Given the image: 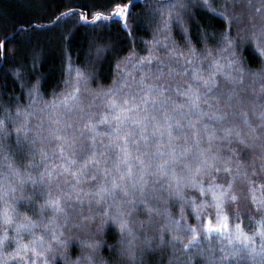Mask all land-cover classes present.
Instances as JSON below:
<instances>
[{"label": "clouds", "instance_id": "1", "mask_svg": "<svg viewBox=\"0 0 264 264\" xmlns=\"http://www.w3.org/2000/svg\"><path fill=\"white\" fill-rule=\"evenodd\" d=\"M211 3L183 0L189 13L194 8H209L206 5ZM167 19L168 11L160 22ZM201 31H205L203 27ZM211 35L218 37L216 43L210 47L205 35L199 50L186 39L184 57L188 59L190 49L195 48L198 54L192 60L198 58L208 65L209 74L223 73L225 79L219 84L228 94L233 89L227 74L238 65L243 47H251L264 69V0L234 34L213 31ZM107 44L97 54L99 42H94L89 63L79 69L82 75L78 77L77 70L69 72L60 92L46 96L37 78L28 85L26 102L0 108V264H264V206L257 209L259 220L249 210L251 240L247 243L236 239L234 231L209 232L205 228L209 219L215 223L218 213H223L234 229L251 186H264V117L259 113L253 114L256 123L249 127L250 137L234 143L239 138L234 131L227 135L229 127L225 126L215 142L201 146L202 138L185 139V126L179 128V139H170L165 116H172L171 110L154 109L143 133L147 141L141 138L140 127L138 131L132 128L144 163L134 159L131 174L123 165L122 180L113 168L119 187L112 189L111 179L109 191L102 197L92 191L76 196L62 176L48 175L51 167L45 154L54 150L58 137L71 135L92 117L99 120L101 114L114 112L109 96L122 102L128 95L130 86L118 85L116 77L111 85L100 82L99 63L109 54L115 55L112 44ZM217 60L221 69L214 63ZM256 76L253 72L252 77ZM249 79L244 74L240 82L250 93L264 95V71L255 84L247 83ZM34 85L37 91H33ZM77 88L73 98L71 92ZM66 94L69 98L64 100ZM157 125L162 127L154 132ZM9 137L23 143L17 145ZM246 150L245 159L241 153ZM241 167L248 169L243 178L238 172ZM95 179L89 174L90 181ZM213 193L224 196L218 201ZM54 198L60 199L59 207L47 203Z\"/></svg>", "mask_w": 264, "mask_h": 264}, {"label": "trees", "instance_id": "2", "mask_svg": "<svg viewBox=\"0 0 264 264\" xmlns=\"http://www.w3.org/2000/svg\"><path fill=\"white\" fill-rule=\"evenodd\" d=\"M117 2L128 4L127 26L122 18L115 15L108 20L92 21L93 13L102 10L96 5L103 3V0H0V43H3L4 51L0 66V108L8 107L15 102H26L28 85L34 83L37 78H40V89L46 96L60 92L64 87L66 75L69 72L75 74V70L83 69L89 63L94 42H103L112 44L115 55L109 54L99 63L98 75L102 84L111 85L113 78L116 77L118 85L130 86L127 97L135 96L137 103L143 93L148 91L149 84L155 86L152 89L153 94L161 88L164 89V96L155 104L149 101L147 107L141 105L139 110L133 109L132 115H135L137 111L141 114L145 111L151 114L154 109L161 106L163 109L171 110L173 101L186 104L188 97L182 96L181 92L187 87L184 83L187 81L200 86L199 109L190 110L186 106L172 112L173 119L169 123L173 125L174 134H179L180 129L175 124V121L179 119L185 126L183 131L187 136H191L192 139L202 138L201 146L205 142H215L216 137L221 135L219 129L225 126L233 128L235 125L234 132L239 131L241 136L250 137L249 127H255L256 123V116L253 114L258 115L261 105L264 104V95L250 93L240 80L231 79V88L235 90L237 96L232 106L221 107L213 98L218 97L221 102H224L227 96L219 84L220 80L225 79L223 73L212 77L216 84L212 86L211 91H208L200 81L192 80V73L198 68L202 74L208 76L209 71L205 70L208 69V65H202L198 58L195 61H189L178 52H184V42L188 38L199 50L205 35L210 47L216 43L218 37L211 35L213 31L234 34L238 26L258 12L262 0H212V8L216 11H212V8H194L191 13L186 12L187 33L175 19L166 31L160 30L162 14L174 6L177 0H117ZM82 14L89 18L80 19ZM202 27L204 32L201 31ZM172 47H176L178 52L170 53L169 48ZM130 52L136 53V57L129 60L127 64L120 63ZM140 57L148 59L140 60ZM237 59L238 65H233L229 72L233 77H242L247 74L250 78L247 83L255 84L259 80V73L264 69L260 68L259 59L253 55L251 47H243ZM118 63L120 67L117 66ZM170 68L175 69V72L173 76L168 77L167 72ZM253 72L257 73L254 78ZM161 73H164L163 77ZM95 83L96 81L93 80V84ZM167 97H171V100L163 103ZM204 100H208V104H205ZM209 105L213 107L210 108ZM217 108L226 113L223 120L212 117V111ZM197 116L200 119L194 130L188 126L189 120H195ZM90 120L93 123L97 121L95 117ZM88 121L86 120V123ZM205 124L209 125L208 131H215V137L212 140L208 139L207 132L204 130ZM124 127L129 128V122ZM130 127L138 131V126L130 125ZM96 128L101 132L111 131V126L107 124H96ZM197 130L199 135L193 136V132ZM90 135L93 133L88 128L83 126L74 128L71 135H65L68 138L67 142L58 140L54 144V150L45 154L47 164L50 167L56 165L57 170L60 171L58 176L64 178L65 186L76 196L89 190L95 192L101 184L108 185L115 176L113 164L118 159V153L121 152V148L107 145L106 137L103 138V144L98 137L97 143L93 146L92 141L88 139ZM9 139L17 145L23 143L20 138L9 137ZM73 139L76 141L74 144ZM133 139L134 137L130 138L129 148L135 157L140 152L136 151L138 145L131 143ZM239 142L240 138L234 141V143ZM61 145L64 147L63 153L60 151ZM91 152L97 153L101 163L99 166L89 165L78 181L72 175V170L79 167L85 156ZM101 152H105L104 157L99 156ZM247 155L248 150L241 153L245 159ZM70 160H75L76 164H70ZM130 163L135 165L134 158L130 160ZM61 165L69 167L70 171L63 172ZM105 168L112 169V174L105 176ZM123 170L121 165V171ZM247 171L246 167L238 168L241 178ZM89 174L96 177L95 181L89 180ZM251 187L253 190L249 192L245 210L238 222L248 236L249 210L256 213L255 218L259 220L257 209L262 207L259 203L262 198L261 188L255 185ZM253 195L256 200H253ZM229 224H231L230 218ZM228 231L235 232V228H229ZM238 240H243L245 243L249 241L243 236Z\"/></svg>", "mask_w": 264, "mask_h": 264}, {"label": "snow or ice", "instance_id": "3", "mask_svg": "<svg viewBox=\"0 0 264 264\" xmlns=\"http://www.w3.org/2000/svg\"><path fill=\"white\" fill-rule=\"evenodd\" d=\"M206 6L209 8H212L211 4H207ZM96 7L99 9H102V10H97L93 13V15L91 16V19L93 22H99L101 20H108V19H111V16L115 15V16H119L120 18H122L125 21V26H127V20H128V16H129L127 3L122 4V3L117 2V0H103V3L96 5ZM185 7L186 6L183 4V0H177V3L168 10V19L163 21V23L161 24L160 30L166 31L169 28V24L172 22L173 19H175L180 24L183 31L185 33H187V26H186V20H185V15H186ZM69 11H71V10H69ZM212 11H216V9L212 8ZM79 18L83 19V20H87L89 17L87 15L82 14V15H80ZM165 38H167V37H165ZM107 46H108L107 43L99 42V46L97 48V51L98 52L103 51L104 48H106ZM2 47H3V44L0 43V48H2ZM261 51L264 52V46H262ZM169 52L175 54L178 52V49L176 47H172L169 49ZM190 53H191V55L188 57L189 61L192 60V57H194L198 54L197 50L195 48H191ZM178 54L181 56H185V53L183 51H179ZM135 57H136V53L130 52L129 55L124 57L120 63L127 64V62L129 60H131ZM139 59L144 60V59H148V58L147 57H140ZM120 63H118V65H117L118 67H120ZM214 63L216 64L217 69L222 68V65H220V62L218 60L215 61ZM174 72H175V69H172V68L168 69L167 76L168 77L173 76ZM81 75H82V73L80 72L79 69H77V76L79 77ZM214 75L215 74L213 73V74H209L208 76H205L204 74H202L200 72V70H196L192 73V80L193 81H200L203 86L207 87L208 91H211L212 86L216 84V81L214 79H212V77ZM227 75L230 79L242 80V77H233L231 73H228ZM163 76H164V73H161V77H163ZM184 83L187 85V87L185 88L184 91L181 92V95L188 97V100H187L186 104H178V103L173 101V107L171 109V112H176L177 109H183L186 106L189 107L190 110L191 109H199V102L201 99L200 86L194 85L193 83H189L187 81H185ZM153 87H155V86L152 84H149L147 86L148 91H145L143 93V96L139 99V103L136 102L137 98L135 96H132L131 98L126 96L122 102H120L115 97V95L109 96L110 106L113 109H115V111L103 113V114H101L99 120H97L95 123H93L91 120H89L84 125L85 128H88L93 133V135H90L88 137V139L92 141L93 146H95V144L97 143L98 137L101 138L100 142L102 144L104 143L103 138L106 137L107 138V145H109V146L115 145L116 147L121 148V152L118 153V159H116V161L113 164V168H115L117 172H120L121 165H126V171L129 174H131L133 165H132V163H130V160L133 158L135 160L139 161L141 164L144 163L141 154L133 157L132 151L129 148L130 138L134 134L133 129L130 127L125 128L124 125H126L130 121L131 124L140 127L141 138L144 139L145 141H147L148 137L143 135V133L147 131L146 121H147L149 113H147L145 111L143 114H141L139 111H137V113L135 115H132V110L133 109L139 110L141 105H145V107H147L149 101H152L155 104L161 97L164 96V89L163 88L159 89V91L156 94H153L152 93ZM33 91H37V88L35 85L33 86ZM108 91L110 92L111 89H109ZM78 92H79L78 88L74 89L71 92L72 97L74 98ZM236 96H237V94H236L235 90L233 89L227 94L224 102H221V100L218 97H214L213 99L216 101V104L220 105L221 107H229V106H232L233 100H234V98H236ZM68 98H69L68 94H66L63 97L64 100H67ZM169 100H171V97L165 98L163 103H167ZM204 103L208 104V100H204ZM129 105H131V106L129 107ZM209 107L211 108L213 106L209 105ZM165 111L167 112L168 109H165ZM204 114L207 115V113H204ZM225 115H226V113L219 110L218 108L214 109L212 111V117L216 120H223ZM259 115L261 117H264V106L261 107ZM152 119L155 120L156 117L153 115ZM199 119H200V117L197 116L195 120H189L188 126L195 130L197 128V122L199 121ZM165 120L167 122V133H168L169 138L170 139H179V135L174 134L172 123H169V121L172 120V116L166 115ZM96 124H107V125L111 126V131H108V132L97 131ZM175 124L178 128L184 127V125L181 124V121L179 119H177L175 121ZM160 127H162V126L157 125L153 129V131L158 132L160 130ZM208 128H209V125L205 124L204 130L207 132L208 139L212 140L215 137V131L214 130L208 131ZM250 131L254 134L255 130L250 129ZM225 133L227 135H232L233 129H231V128L225 129ZM161 135H163V134L161 133ZM198 135H199L198 130L193 132V136H198ZM235 135L238 138H240L241 140L245 139V137L241 136V133L239 131H236ZM184 136H185V139H187L186 133H184ZM58 140L67 142L68 138L65 136H59ZM75 142L76 141L73 139L72 143L74 144ZM131 143L138 145L139 139H133V140H131ZM60 151H61V153L64 152L63 145L60 146ZM136 151L139 152L138 147H137ZM99 156L104 157L105 152L99 153ZM100 163H101V160L98 158L97 153L91 152L90 154H87L85 156L84 160L80 163L79 167H76L74 170H72V175L74 177H76L77 180L79 181V178L84 174V172L87 171L89 165L99 166ZM164 163H167V161H165ZM70 164H76V161L70 160ZM61 170L63 172H68V171H70V168L64 167L63 165H61ZM59 174H60V171L57 170L56 165H52V167L48 169V175L50 177L53 175H59ZM111 174H112V169H109V168L104 169V175L105 176H109ZM123 178H124V174H123V172H120V179L122 180ZM73 187H75V185ZM111 187H112V189L119 187V184L117 183L115 176H113V178H112ZM89 191H91V190H89ZM108 191H109L108 186L101 184L99 187L96 188L95 195L102 197L103 194L108 192ZM124 191L126 192L127 189H124ZM213 195L219 201L224 196V193H220L218 195L216 193H213ZM261 197L262 198L260 199L259 203L261 206H264V186L261 187ZM232 198L235 199V196H233ZM253 200H256L255 195H253ZM47 203L49 205H54V206L59 207L60 199L59 198L49 199L47 201ZM219 207H221V205L218 202L217 208H219ZM234 227H235L236 239H240L241 236H243L245 240H251V237L244 233L242 226L239 223H237ZM205 228L209 232H212V231L227 232L230 228L228 215L223 214V213H218L217 222L212 223L211 219H209L208 222L205 224ZM261 234L264 235V229L261 230ZM27 247H28V245L25 244L24 248L26 249Z\"/></svg>", "mask_w": 264, "mask_h": 264}, {"label": "water", "instance_id": "4", "mask_svg": "<svg viewBox=\"0 0 264 264\" xmlns=\"http://www.w3.org/2000/svg\"><path fill=\"white\" fill-rule=\"evenodd\" d=\"M12 36V35H11ZM3 44V43H2ZM0 51H1V62H0V66L2 65V60H3V57H4V51H3V47L0 48Z\"/></svg>", "mask_w": 264, "mask_h": 264}]
</instances>
